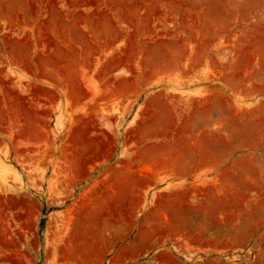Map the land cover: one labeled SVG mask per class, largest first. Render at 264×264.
<instances>
[{"label": "rangeland", "instance_id": "374dc122", "mask_svg": "<svg viewBox=\"0 0 264 264\" xmlns=\"http://www.w3.org/2000/svg\"><path fill=\"white\" fill-rule=\"evenodd\" d=\"M0 264H264V0H0Z\"/></svg>", "mask_w": 264, "mask_h": 264}, {"label": "bare ground", "instance_id": "6f19581e", "mask_svg": "<svg viewBox=\"0 0 264 264\" xmlns=\"http://www.w3.org/2000/svg\"><path fill=\"white\" fill-rule=\"evenodd\" d=\"M52 58V57H51ZM23 59V58H22ZM29 67V66H28ZM33 70V69H32ZM74 84V83H73ZM25 106V105H24ZM86 125V124H85ZM87 131H89L88 129H87ZM84 132H85V130H84ZM73 136V135H72ZM103 146V145H102ZM97 149V148H96ZM99 149H100V147H99ZM99 151V150H98ZM90 153H91V151H90ZM174 157V156H173ZM171 158V157H170ZM194 163V162H193ZM87 166V165H86ZM85 167V166H84ZM146 172V171H145ZM152 180V179H151ZM175 208V207H174ZM3 218V217H2Z\"/></svg>", "mask_w": 264, "mask_h": 264}]
</instances>
